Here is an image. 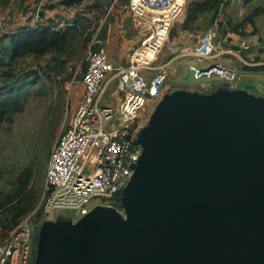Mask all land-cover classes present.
Masks as SVG:
<instances>
[{
	"label": "water",
	"instance_id": "obj_1",
	"mask_svg": "<svg viewBox=\"0 0 264 264\" xmlns=\"http://www.w3.org/2000/svg\"><path fill=\"white\" fill-rule=\"evenodd\" d=\"M209 67L171 80L138 132L123 211L43 221L34 264H264V95L188 87L221 82L197 77Z\"/></svg>",
	"mask_w": 264,
	"mask_h": 264
},
{
	"label": "rangeland",
	"instance_id": "obj_2",
	"mask_svg": "<svg viewBox=\"0 0 264 264\" xmlns=\"http://www.w3.org/2000/svg\"><path fill=\"white\" fill-rule=\"evenodd\" d=\"M97 1L59 5L57 0H0V49L7 47L0 54V241L24 216L30 215L33 221L30 264H34L43 223L44 215L39 206L47 165L52 148L83 91L81 74L85 53L105 35L113 9L124 8L130 13L129 0H109L108 6L102 2L98 5ZM235 1L232 9L237 6ZM212 2L189 0L184 17L172 28L170 43L180 32L189 42L199 40L200 43L211 28L216 27L223 36L234 31L230 0H223L217 12L211 8ZM257 5H264V0H253L250 6ZM240 17L237 9L234 20ZM261 20L264 16L259 25L253 24L249 33L261 32L264 40V21ZM39 22L55 24L65 31L64 40L51 49L34 51L26 48L16 56L12 55L9 35L23 25ZM236 33L244 34L241 29ZM167 47L164 45L160 53L165 52L168 56ZM161 58L159 54L158 62ZM261 60L264 61V57ZM257 66L259 71L264 69V62ZM253 67L247 66L245 71L253 73L256 70ZM241 86L251 85L243 82ZM172 87L177 85L172 84ZM18 211L22 214L15 216ZM58 212L74 215L69 209Z\"/></svg>",
	"mask_w": 264,
	"mask_h": 264
},
{
	"label": "built area",
	"instance_id": "obj_3",
	"mask_svg": "<svg viewBox=\"0 0 264 264\" xmlns=\"http://www.w3.org/2000/svg\"><path fill=\"white\" fill-rule=\"evenodd\" d=\"M189 0H129L134 25L140 34L130 61L118 70L123 96L116 104L102 102L107 73L112 69L104 45L85 53L83 91L71 118L59 134L50 154L39 209L43 221L71 217L58 210L73 211L77 219L97 205L123 211L121 194L141 153L138 132L145 125L164 93L173 90L167 81L170 62L154 73L155 61L164 47L175 49L170 35L184 17ZM39 11H37V19ZM218 29L211 28L201 42L182 50L201 59H210L216 49ZM167 43V44H166ZM247 48L250 45H246ZM247 63V62H246ZM197 70V77L219 76L236 87L240 69L224 62H211ZM33 221L24 216L0 241V264H30Z\"/></svg>",
	"mask_w": 264,
	"mask_h": 264
},
{
	"label": "crops",
	"instance_id": "obj_4",
	"mask_svg": "<svg viewBox=\"0 0 264 264\" xmlns=\"http://www.w3.org/2000/svg\"><path fill=\"white\" fill-rule=\"evenodd\" d=\"M252 1L253 0H237V6L233 7L232 9V5L234 4V2L236 4V1L230 0V10L233 12L232 17L234 23L243 21L246 16L250 14V12H252L255 8L260 7L262 8V11L255 18V24L259 25L258 23L260 18L264 16V5H257L253 8L250 6ZM99 2L102 1L99 0ZM237 9H239V15L241 17L239 20H234V15L235 12H237ZM107 10L109 11L110 8H108ZM130 13H128V11H126L124 8H122V10L118 8L113 9L111 14L112 18L108 24L105 35L102 39L98 40V43L94 46V48L97 49L101 45H104L108 51L109 60L112 64V69L107 73V80L102 97L103 103L116 104L122 98L123 91L119 85L118 70L119 68L129 64L130 54L140 40V34L134 25L132 13ZM130 15L132 21L130 20ZM252 26V23L248 21L244 22L242 27L240 28L241 30H243L244 34H238L235 31L230 30L225 36H223L222 33L218 31L219 34L216 38V49L210 59H201L200 57H197L195 55H189L185 52H182V50L186 47H193L195 45H198L199 40L196 42H189L186 35H184L183 38L181 37L180 32L177 37L174 36L173 43L178 44L179 42H182V44L180 43L175 47V49H172L171 51L167 47L166 52L168 53V56L165 55V52H163V54L159 53L163 58H161L159 62L158 60L155 61V69L153 72H159L163 65L170 62L172 70L167 77V81L172 83L171 80L178 78L180 73L188 65H196L199 63L208 65L209 63L214 61L224 62L238 67V69H240L241 71V75L238 79L236 87L246 88L251 92L264 95V69L262 68L260 70L262 71V73H260V68L259 66H257L260 63L264 62L261 60L264 57V50L260 51V49L264 46V40L262 39V35L260 34L261 32L255 34L249 33V31L252 29ZM262 30H264V22ZM261 39L263 40L262 42H260ZM246 45H250V47L247 48ZM254 45H257L256 47H254L256 51L254 50V48H252V46ZM257 52H259L258 55ZM262 52L263 54H261ZM253 65L256 69L255 72L252 73L245 71L247 66L253 67ZM243 82H247L251 86H241V83ZM219 84L224 83L217 81L203 82L198 83L190 88L208 91L209 88L211 89L215 85Z\"/></svg>",
	"mask_w": 264,
	"mask_h": 264
},
{
	"label": "trees",
	"instance_id": "obj_5",
	"mask_svg": "<svg viewBox=\"0 0 264 264\" xmlns=\"http://www.w3.org/2000/svg\"><path fill=\"white\" fill-rule=\"evenodd\" d=\"M223 0H213L211 8L215 9V12H217L221 2ZM98 5H102L101 2H96ZM262 11V8L258 7L255 8L247 17L240 22L235 23L233 26V30L236 32L240 31V28L242 27L243 23L248 21L252 24H255V18L258 16ZM66 36V32L59 29L55 24L52 23H37L36 25H23L20 29L13 32L10 37V43H11V50L12 55L16 56L18 55L23 49H30V50H41V49H51L56 47L60 42L64 40ZM95 45L92 46L93 49ZM7 49V47H2L0 49V54H2L3 50ZM86 66L84 63V70ZM254 68V67H252ZM82 77V74H81ZM80 77V78H81ZM218 85H215L211 90L215 89ZM26 181H23V184H25ZM22 211H18L17 215H21Z\"/></svg>",
	"mask_w": 264,
	"mask_h": 264
}]
</instances>
